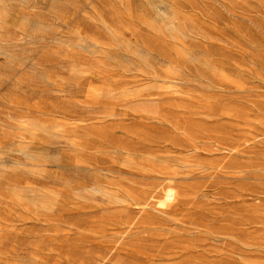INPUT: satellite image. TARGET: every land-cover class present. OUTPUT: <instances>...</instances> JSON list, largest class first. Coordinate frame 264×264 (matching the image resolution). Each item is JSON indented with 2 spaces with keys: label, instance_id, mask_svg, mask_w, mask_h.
I'll return each instance as SVG.
<instances>
[{
  "label": "rangeland",
  "instance_id": "obj_1",
  "mask_svg": "<svg viewBox=\"0 0 264 264\" xmlns=\"http://www.w3.org/2000/svg\"><path fill=\"white\" fill-rule=\"evenodd\" d=\"M0 264H264V0H0Z\"/></svg>",
  "mask_w": 264,
  "mask_h": 264
}]
</instances>
